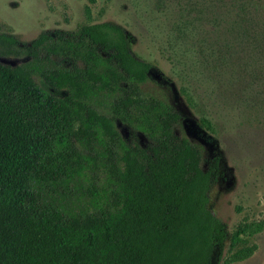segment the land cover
<instances>
[{
  "label": "trees",
  "instance_id": "16d2710c",
  "mask_svg": "<svg viewBox=\"0 0 264 264\" xmlns=\"http://www.w3.org/2000/svg\"><path fill=\"white\" fill-rule=\"evenodd\" d=\"M0 49L32 63H0V264H232L254 253L264 220L228 232L212 214L217 142L142 90L171 81L131 54L120 27L0 34Z\"/></svg>",
  "mask_w": 264,
  "mask_h": 264
},
{
  "label": "rangeland",
  "instance_id": "374dc122",
  "mask_svg": "<svg viewBox=\"0 0 264 264\" xmlns=\"http://www.w3.org/2000/svg\"><path fill=\"white\" fill-rule=\"evenodd\" d=\"M102 22L120 27L131 54L171 81L142 90L216 140L221 177L208 194L212 214L228 232L241 220H264V0H0V34L21 42ZM0 63L32 67L1 49ZM32 77L47 93L64 94ZM114 123L128 139V129ZM253 243L254 253L232 264H264V227Z\"/></svg>",
  "mask_w": 264,
  "mask_h": 264
}]
</instances>
